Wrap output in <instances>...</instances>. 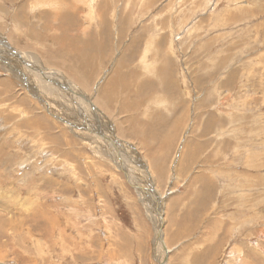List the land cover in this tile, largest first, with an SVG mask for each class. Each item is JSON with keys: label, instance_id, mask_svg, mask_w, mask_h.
<instances>
[{"label": "rangeland", "instance_id": "374dc122", "mask_svg": "<svg viewBox=\"0 0 264 264\" xmlns=\"http://www.w3.org/2000/svg\"><path fill=\"white\" fill-rule=\"evenodd\" d=\"M130 44L171 68L105 111L94 84ZM0 53V264H264V0H0Z\"/></svg>", "mask_w": 264, "mask_h": 264}, {"label": "bare ground", "instance_id": "6f19581e", "mask_svg": "<svg viewBox=\"0 0 264 264\" xmlns=\"http://www.w3.org/2000/svg\"><path fill=\"white\" fill-rule=\"evenodd\" d=\"M58 1V0H57ZM73 2V1H72ZM73 7H69V6H67V11L65 12V15L66 16H68V18H70V17H79V18H81V20H84L83 19V16L82 15H84V14H82L81 13V11H83V10H79V8L77 7V6H75L74 4L72 5ZM107 8H109L108 6H107ZM104 9H106V8H103V11H104ZM108 11H109V9H107ZM103 11H102V16H104L105 17V13L106 12H104V14H103ZM107 11V12H108ZM128 15V14H127ZM127 15H126V19H128V17H127ZM130 15V14H129ZM122 18H124V17H122ZM132 19V18H131ZM125 22H126V20H124ZM123 21V22H124ZM124 22V23H125ZM122 23V22H121ZM123 23V25H125L126 26V24H128V22H126V24H124ZM32 26V25H31ZM86 29V28H85ZM146 29H148V28H145V31H146ZM144 30V29H143ZM92 35H94V34H92ZM142 35V34H141ZM145 35V34H144ZM143 35V36H144ZM74 36L75 37H79V38H81L80 36H78V35H75L74 34ZM96 37H98V38H96L97 40H95V41H91V39H89V42L91 43V42H93L94 43V48H96V49H102V48H104L105 46H106V43L104 42V40H103V38H102V36H101V33H99L98 35H95ZM142 37V36H141ZM134 40V39H133ZM133 40H132V44H133ZM144 41V39H143V37L142 38H140V44L142 43ZM6 42V41H5ZM134 42H138V41H134ZM163 43V42H162ZM161 43V40L159 41V46H161L160 48H159V51H158V53H161V51L163 50L164 52H166V50H164L163 48H162V44ZM89 45V43L88 42H86V43H84L83 44V47L85 48V47H87ZM131 45V44H130ZM137 45H139V44H137ZM10 47V46H9ZM133 46L131 45V46H129V47H127V48H125V50H123V52H122V55L120 56V58L118 59V62L116 63V66H115V68H113L112 69V71H111V73H110V76L107 78V74H105L106 75V79H105V81L104 82H101V83H99V81L98 82H96L95 84H94V87H95V96H99V99L97 100V101H100V102H102L103 103V106H102V108H105V111H107V110H109V109H111V108H115L117 105H118V103H119V94H122V93H137V91H139V90H136V88H135V85L137 86V85H139V84H145V85H152L153 84V82H154V78H155V75H156V72H160L161 70H165V69H167V68H171V63H170V61L166 58V56H163V57H161V58H159V59H157L156 60V62L154 63V65H153V63H148L147 65L146 64H144L142 61L139 63H137L136 61V59H138L139 57H141V55L140 54H135V52H132V53H134V57L133 58H131V56L129 55V58L128 59H124V55H125V53H127V52H130V50L132 51V48ZM137 50V49H136ZM152 50V49H151ZM158 50V49H157ZM15 51L13 50V53H14ZM143 52V54L142 55H144L145 53L146 54H150L151 55V60L153 59V57H154V55L151 53V52H146V51H142ZM63 54L61 55V58H66V52L63 50V52H62ZM110 53H111V55H112V57H113V55H114V53L113 52H111L110 51ZM116 53V52H115ZM1 54V53H0ZM168 54V52H166V55ZM1 55H5V54H1ZM15 55L17 56V54H16V52H15ZM149 56V55H148ZM10 58L8 55H6L5 56V58ZM18 57V56H17ZM144 57V56H143ZM79 63H80V65L82 66V67H84L86 64H88L89 62H94V60H95V57L94 56H92V57H90V58H87V57H84V56H82L80 53H78L75 57H74ZM103 60H105V59H103ZM136 60V61H135ZM139 60V59H138ZM145 60H146V58H145ZM19 63L18 64H22V62H20L19 60H17ZM104 63H105V61H104ZM137 63V64H136ZM153 65V66H152ZM159 66V68L158 69H156L154 66ZM20 69L21 70H23V72H25L26 74H28V70L30 69V67H29V65L27 64V63H23L21 66H20ZM42 71H44V72H46L47 71V69H41ZM67 72H68V74H69V76L73 79V80H75V81H77V82H80L81 80H83V75L85 74V77L86 78H88V74L86 73V71L85 70H83L81 73H79L77 70H72L71 68H67V69H65ZM40 71V70H39ZM41 71V72H42ZM107 72V71H106ZM43 73V72H42ZM56 72L55 71H53V72H50V73H43V74H48V75H56L55 74ZM142 73H144V74H146L147 76L146 77H144L143 78V75H142ZM59 74V73H58ZM109 74V73H108ZM103 75V74H102ZM149 75V76H148ZM129 76V79H127V77ZM158 76H160V74L158 75ZM41 77V76H40ZM59 78V77H58ZM60 80H61V82H63V79H61V78H59ZM159 81H161L159 78H157ZM33 80H41L40 78H34ZM32 80V81H33ZM66 81V85L67 86H70V87H74L73 85H71L67 80H65ZM168 82H171V79H168L167 80ZM30 82H31V79H30ZM161 82H163L164 83V81H161ZM50 83V82H49ZM52 83H54V82H52ZM58 85V86H61L62 84H60V83H58V82H55V85ZM76 84V83H75ZM143 84V85H144ZM52 85V84H51ZM127 87L128 86V90L127 89H123L122 87ZM132 86H133V88L135 89V90H133V88H132ZM34 87H37V85H34ZM49 87H51V88H54V84L52 85V86H49ZM138 87V86H137ZM76 88V87H75ZM66 89H67V87H66ZM139 89V88H138ZM76 90H78L77 88H76ZM147 90V89H146ZM154 90V89H153ZM79 91V90H78ZM165 91H168L167 89H165ZM59 92L60 93H62V94H65V95H67V96H69L71 99H72V97H80L81 98V102L84 104L83 105V107L82 108H90L92 111H94V118H92L94 121H99L100 119L101 120H103V118H102V114L100 113H98V109H97V107H95V105H93L92 104V102H91V98H89V97H85L86 96V94H81V92L79 91V93L81 94V95H79V93H76L75 91H69V92H65V91H63V86H61V89H59ZM152 92V91H151ZM157 92V91H156ZM162 93H164L163 91H161ZM147 93H149V91L147 90ZM152 94V93H151ZM154 94V93H153ZM160 95H162V94H160ZM146 96V95H145ZM150 96V95H149ZM157 96V95H156ZM136 97H138V94H136ZM147 97H148V95H147ZM146 97V98H147ZM96 98V97H95ZM139 98V97H138ZM151 98V97H150ZM149 98V99H150ZM74 101L75 102H77V99L75 98L74 99ZM149 101V100H148ZM152 102H157V100H151ZM143 103V102H142ZM160 103V102H159ZM163 104V103H162ZM162 104H159V105H161L162 106ZM132 105V104H131ZM131 105L129 104V103H127L125 100H122L120 103H119V107H118V110H119V112H129L130 110H128V109H133V108H131ZM143 106H144V103H143ZM149 106V105H148ZM156 106V105H155ZM137 107V106H136ZM160 107V106H159ZM148 108V107H147ZM90 109H88L89 111H90ZM150 112V111H149ZM156 112V111H155ZM141 114V113H140ZM149 114V113H148ZM97 115H99V117H100V119L98 118V117H96ZM157 115V117L160 119V118H162V114L160 113V112H158V114H156ZM214 115V114H213ZM120 116V115H119ZM149 116V115H148ZM154 116V115H153ZM147 117V116H146ZM150 117V116H149ZM144 118V117H143ZM148 118V117H147ZM151 118V117H150ZM156 118V117H155ZM149 119V118H148ZM154 119V118H153ZM144 120V119H143ZM150 120V119H149ZM158 120V119H157ZM141 121V120H140ZM215 121V120H214ZM150 123V122H149ZM149 123H148V125H149ZM138 124H139V122H138ZM146 124V123H145ZM99 125V124H98ZM104 125H106L105 123H104ZM103 125V127H105ZM148 125L146 126V127H148ZM135 126V125H134ZM177 127H178V124L176 125V127L174 128V130H176L177 129ZM135 129H137V130H140V131H144L143 130V127H139V126H137ZM106 134V133H105ZM98 138H99V140L101 141V142H103L104 141V139H107V137H105L104 139H103V137L102 136H100V135H98L97 136ZM115 139V138H114ZM107 142V141H106ZM167 142L168 143H170V142H172V141H169V139L167 140ZM112 142H107V144L105 145V149H107L108 150V147H109V145L111 144ZM134 144V143H133ZM115 148V147H114ZM103 149V148H102ZM108 152L110 153V155H112L113 156V159L116 161L115 163L116 164H118L119 166H122L123 165V163L122 162H119L118 161V159H117V157H115V155L111 152V149H109L108 150ZM116 152V151H115ZM126 158H129L130 159V157H126ZM128 159V161H130V162H133L131 159L129 160ZM125 161V160H124ZM125 163V162H124ZM147 166V165H146ZM152 167V166H151ZM124 169H125V172H126V174H127V176H128V178H129V183L133 186V187H136L137 188V192L139 193V198H140V200L142 201V203H144V207L147 209L148 208V206L150 205L149 204V198L148 197H146L139 189H138V187L136 186V182L134 181V179H136L135 177H131V173L132 174H134L135 173V171L134 170H131L130 168H127V167H123ZM149 168H150V166H149ZM152 169H153V167H152ZM147 170V174H149V176L151 177V175H150V173H151V171H150V173H149V171H148V169H146ZM154 171H155V173H157V170L156 169H153ZM132 171V172H131ZM131 172V173H130ZM139 181V180H138ZM140 183V182H139ZM145 187V186H144ZM65 188V187H64ZM63 189V188H62ZM146 189V188H145ZM150 190H151V188H150ZM154 197H156V195H154ZM156 200V199H155ZM151 201V200H150ZM160 202V201H159ZM150 203H152V202H150ZM43 207V206H42ZM162 205H160L159 207H156L157 209L156 210H158V211H161L162 212ZM152 209V208H151ZM148 210V209H147ZM152 213V212H151ZM161 214H163V213H161ZM54 221V219L51 217L50 218V222H53ZM1 224V223H0ZM159 224V223H158ZM4 229V228H3ZM160 229V228H159ZM158 231V230H157ZM159 232V231H158ZM3 232L0 230V234H2ZM69 236V235H68ZM65 233H63V237H64V240L65 241H67V239L65 238V237H67V238H69ZM158 236H160L161 237V233H158ZM61 237H62V234H61ZM63 237L61 238V241L60 242H62L63 243ZM160 237H157L158 239L160 238ZM70 240L72 241V243L73 242H75V240L74 239H71L70 238ZM68 241H69V239H68ZM157 242V241H156ZM70 243V242H69ZM65 244V243H64ZM159 245H160V243H158ZM162 245H164V244H162ZM73 247L74 248H79V244L78 243H75L74 245H73ZM156 247H157V245H156ZM161 247V246H160ZM159 247V248H160ZM165 249H166V247H165ZM161 250V249H160ZM164 252V251H163Z\"/></svg>", "mask_w": 264, "mask_h": 264}, {"label": "crops", "instance_id": "0c3cea01", "mask_svg": "<svg viewBox=\"0 0 264 264\" xmlns=\"http://www.w3.org/2000/svg\"><path fill=\"white\" fill-rule=\"evenodd\" d=\"M161 84H162V82H159V81L156 80V81L153 82V84H152L153 87H152V88H156V87H158V85L160 86ZM173 130H174V128H173ZM168 144H169V143L166 142V144H165V148H166V149H168ZM148 160H149V159H148ZM151 163H152V161L149 160V166H150V167L152 166L153 169H156V170H157V173H156V174H157V177H161V178H163L164 174H163V172H162V169L159 171V167L162 165V164H161V165L159 166V163H160V162H159V157H155V160L153 161L152 164H151ZM157 163H158V164H157ZM155 164H156V165H155Z\"/></svg>", "mask_w": 264, "mask_h": 264}]
</instances>
